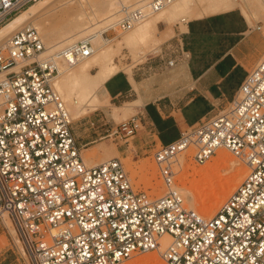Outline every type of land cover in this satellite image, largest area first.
Instances as JSON below:
<instances>
[{"label":"built area","instance_id":"built-area-1","mask_svg":"<svg viewBox=\"0 0 264 264\" xmlns=\"http://www.w3.org/2000/svg\"><path fill=\"white\" fill-rule=\"evenodd\" d=\"M34 1L0 0V26ZM173 1L151 0L148 11ZM147 13L125 4L105 32L130 30ZM45 49L31 24L0 43V218L7 212L14 220L29 264H123L151 250H159L166 264H264V59L247 71L228 105L155 149L165 185L155 196L133 187L119 157L87 164L82 155L54 79L57 59L73 64L93 53L90 38L42 55ZM165 54L148 66L172 68L189 57L179 39L168 42ZM105 125L100 138L127 139L145 125L157 135L142 112ZM221 147L249 171L205 217L187 206L175 166L186 150L204 164Z\"/></svg>","mask_w":264,"mask_h":264},{"label":"rangeland","instance_id":"rangeland-1","mask_svg":"<svg viewBox=\"0 0 264 264\" xmlns=\"http://www.w3.org/2000/svg\"><path fill=\"white\" fill-rule=\"evenodd\" d=\"M68 1L42 0L40 2H32L36 4H29L26 8L22 9L20 12H18L0 27L5 26L9 22H11L15 17L22 14L23 11L33 6L27 12L29 14L26 13V16H24L23 19L18 22L20 23L19 26L9 32L7 36L9 37L13 34V32L29 23V25L31 24L38 29L41 34V37L43 38L44 43L46 44L47 38L44 37L43 32L41 31L43 28L52 31L53 33H58L59 30L64 29V25L66 24L67 20L73 18L75 14L82 11V9L88 12L91 10V6L96 7L95 3L93 4L95 0H70V2ZM77 1L81 3H77ZM71 2H73L72 5ZM126 2L130 4L134 1L128 0ZM132 5L136 6V4ZM235 10L236 13H232V16L235 17L236 15V18H231L225 23L226 26L224 25V31L232 30L233 28H235V26H237L238 21L241 20H244L246 25L248 24L240 9ZM29 19L33 20H30L28 22ZM255 19L260 20V22H258L259 20L255 21V26L256 24H261L262 27L261 29H253V31L260 32L261 39L256 42L253 46H250L249 49H245L244 51L243 56H246V59H244V61L249 70L259 60H261V58L264 57V20H262L264 19V14L261 15L260 13H255ZM32 22L36 23L37 25L33 24ZM57 28L59 29L57 30ZM157 28L158 29H155V31L147 38V40L139 43L135 49H132L128 46L117 45V39L122 37V35L127 31L125 32L121 31L119 28H114L109 29L104 33L107 34L109 38H112L110 42H108L109 44L107 43L108 45L106 46L113 45L115 47L113 58L114 61H116V63L119 65V67L122 68L119 71L120 73L129 72V74H131V70L133 72V70L137 69L139 66H143L146 64L147 66L150 65L149 61L151 60L155 61H152L154 62L153 65L159 63V57L155 56L157 54H164V56H166L165 51L168 42H170L171 40L174 41L176 37L174 36L175 32H180V30H183L182 24L178 19L172 21V23L159 21L157 23ZM246 29H248V25ZM169 30L172 31L166 36H164V34L169 32ZM191 44H196V41L187 40V44H184V48L189 49ZM160 46V51L153 52L155 50H159ZM253 49H257L259 55L254 62L250 63V56L247 54ZM141 50H143V52H145L147 55H143L142 53H140ZM150 51L152 52L149 53ZM95 70L96 66H93L91 71L95 72ZM156 71V68H154L151 70V72L149 71L147 75L151 74L152 76H154V73ZM241 73V68L236 69L229 76L228 81L232 84ZM237 83L240 82L238 81ZM127 99L128 98L113 99L109 97L107 101L104 102L102 107L91 111L88 110L86 113L74 119L71 114L74 134L79 144H83L93 140L92 142H89L88 144H86V146L81 148L82 155L84 156V158L85 155L83 153V149L85 148L88 149V151L91 152V154H93L95 158H98L106 153H110L113 155L110 158L119 157L125 165V168L131 178L133 187L136 190H144L148 194L157 196L164 192L165 185L163 184V181L159 175L158 166L153 157V152L160 145V140L157 135L149 131L150 127L145 125V127L139 130L134 136H128L127 139L111 137L100 138V136L104 133L103 128L106 127L105 122H107L108 124L119 123L125 119H128L132 114L137 112V109H134L129 112L125 117H121L120 119H116L113 116L114 106H121L124 103L129 102V100ZM226 105H228V103H224L221 105L218 104L214 106V110H212L211 113L222 109ZM91 123H94V125H91ZM190 127H186L183 131H190ZM153 138L156 139V142L152 141ZM118 149H120V151ZM219 149H224V151L227 152V155L231 157L233 161L225 163L223 162L219 165L214 161V157L217 155V153H215L206 163L198 164L192 156V149H189L179 155L178 163L175 166L177 170V183L179 185L181 184L180 188L182 194H184L187 191V188L189 187L195 188V192L199 194V198L201 200L198 198L199 201H197V203L194 205V209H196L200 214L205 217L212 216L217 211L218 207L224 201V199L234 190L233 188V190L228 191L223 197L222 201L218 203L219 205L217 204L216 207H214L212 210H208L210 204L213 203L212 201L216 199V192L224 188L223 184L225 183V181L229 180L240 168V170H243L244 172L238 182L239 184L248 172L246 170H249L248 165H245L244 162L237 158L228 149L221 147L218 148L217 151ZM210 169H212L213 172ZM206 171L209 172V175L205 177L200 175L201 172L206 173ZM184 185L186 186V189L184 188ZM214 193H216V195ZM185 201L187 206H189L190 204L187 202L186 199ZM9 217L10 220H8L7 224L4 223L3 218H0V264H29V253L22 239L19 236V232L14 223V220L11 216ZM123 264H165V261L162 258L161 252L159 250H151L148 252H137L133 254L130 258L126 259Z\"/></svg>","mask_w":264,"mask_h":264},{"label":"crops","instance_id":"crops-1","mask_svg":"<svg viewBox=\"0 0 264 264\" xmlns=\"http://www.w3.org/2000/svg\"><path fill=\"white\" fill-rule=\"evenodd\" d=\"M235 9L239 8L185 21L183 30L175 32L174 36L183 46L187 40L196 41L189 49L184 48L189 57L172 68L157 64L154 76L147 75L153 69L147 64L139 66L131 74L115 73L104 83L108 98H128L129 104L139 101L135 109L149 116L160 144L175 140L186 127L212 112L214 106L228 103L249 70L244 61L246 56H243L245 49L261 39L260 32L253 31L256 28L247 20L248 29L245 21L241 20L232 30H223L227 21L236 18V15L232 16ZM247 55L252 63L259 55L258 50L253 49ZM238 68L242 73L231 84L229 76ZM89 142L81 145L86 146Z\"/></svg>","mask_w":264,"mask_h":264},{"label":"bare ground","instance_id":"bare-ground-1","mask_svg":"<svg viewBox=\"0 0 264 264\" xmlns=\"http://www.w3.org/2000/svg\"><path fill=\"white\" fill-rule=\"evenodd\" d=\"M40 1L42 0H36L34 2ZM126 1L128 0H97V2L95 0L93 4L95 3L96 7L91 6V10L88 12L82 9V11L75 14L73 18L68 19L64 25V29H61L62 31L59 30L60 33H57L56 31V33H53L48 29L41 28L44 37L47 38V42L45 44L46 49L42 55L54 53L57 50L85 37H89L91 40L93 53L90 56L73 64L68 63L64 59H57L59 72L55 76L54 84L66 102L73 119L86 113L88 110L91 111L102 107L104 102H106L108 99V96L104 90L105 81L122 69L113 58L115 47L113 45L106 46L110 41L106 39L104 32L111 25H115L122 17L123 5L126 4L137 8L141 7L148 12L144 20L136 24L132 29L127 30V32L125 31L126 33L117 39L118 46H128L132 49H135L139 43L147 40V38L155 31V29H158L157 23L159 21L172 23V21L178 19L182 26L185 27V21L190 18L209 15L232 8H239L241 13H243V15L246 17V20L249 22V24L255 26V21L259 20L255 19V13H260L261 15L264 14V3L262 0H175L155 11H148L151 0H133L134 2L130 4ZM68 2H70V0ZM72 3L73 2H71V5ZM77 3L81 2L77 1ZM132 4H136V6H133ZM32 7L33 6L23 11L22 14L15 17L5 26L0 27V43L5 42L9 38L7 34L19 26L20 23L18 22L23 19L24 16H26L25 14ZM30 20L33 19H29L28 22ZM32 23L36 24L34 22ZM27 25H29V23ZM58 29L59 28H57V30ZM160 50L161 46L159 50H155L153 52ZM151 52L152 51L149 53ZM140 53L147 55L145 52H143V50H141ZM262 59H264V57L261 58V60ZM93 66H96L95 72L91 71ZM4 74L5 72L0 73V77ZM138 102L139 101H135L131 104L126 102L121 106L115 105L113 116L116 119L125 117L129 112V107L131 110H134L135 105H139ZM83 153L85 155V161L87 164H95L113 156L110 153H106L98 158H95V156L91 154V152H89L86 148L83 149ZM216 153L217 155L214 157V161L219 165L223 162L225 163L233 161V159L227 155V152L224 151V149H219ZM210 170L212 171V169ZM243 172L244 171L240 170L239 168L229 180L225 181L223 184L224 188L220 189V191L218 190L219 192H216L217 195L214 193L216 195V199L212 201L213 203H211L212 205L210 204L208 210H212L214 207H216V205L222 201L225 194L235 188L241 179ZM200 175L205 177L209 175V172H201ZM184 188L186 189V186ZM183 196L186 197L184 198L190 204L189 206L193 208L197 201H199V194L195 192V188L193 187L187 188V191L183 194ZM8 215L9 214L7 212H4L2 215L3 221L6 224L8 220H10V215ZM169 238L170 237L168 235H165L163 237V243H167Z\"/></svg>","mask_w":264,"mask_h":264}]
</instances>
